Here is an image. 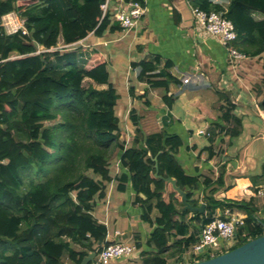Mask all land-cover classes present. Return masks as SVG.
<instances>
[{"label":"trees","instance_id":"obj_1","mask_svg":"<svg viewBox=\"0 0 264 264\" xmlns=\"http://www.w3.org/2000/svg\"><path fill=\"white\" fill-rule=\"evenodd\" d=\"M105 1L0 0V18L18 10L29 32L7 34L0 24V264H66V256L81 264L90 252L98 255L110 244L107 225L93 211L97 199L105 196L106 182L114 178L110 158L115 154L127 169L118 177V188L126 190L130 180L141 218L153 227L149 249L142 251L138 264H168L169 258L182 256L198 241L185 220L190 210L182 212V197L165 179L168 176L194 196L192 205L205 204V212H194L201 228L219 209L238 207L247 212L238 231L240 242L231 249L264 233L254 199L227 202L215 197V188L202 203L195 198L200 176L188 174L177 158L183 144L179 135L144 133L132 110L135 136L132 145H125L116 112L119 94L102 52L83 45L51 49L60 39L72 44L90 33L121 29L110 11L104 15ZM190 1L208 12L222 10L212 0ZM256 13L264 15V0H231L225 12L237 30L233 44L251 58L264 54V17L257 18ZM160 62L142 60L134 66L140 68V80L164 89L163 99L172 106L169 86L179 80L168 71L170 61L164 67ZM260 87L264 88V74ZM131 93L135 94L132 87ZM217 93L222 110L217 126L237 137L243 119L235 113L233 93L222 89ZM259 108L264 114V99ZM203 182L209 187L212 181L207 177Z\"/></svg>","mask_w":264,"mask_h":264},{"label":"crops","instance_id":"obj_2","mask_svg":"<svg viewBox=\"0 0 264 264\" xmlns=\"http://www.w3.org/2000/svg\"><path fill=\"white\" fill-rule=\"evenodd\" d=\"M212 1L226 11L231 0ZM144 3L146 13L136 27L107 30L103 35L90 33L82 39L84 47L99 50L108 61L111 81L119 94L116 112L122 130L121 140L126 146L133 143L136 127L131 115L135 110L144 133L165 131L181 137L183 144L177 151V158L188 174L198 175L201 180L195 198H200L202 203L203 196L215 188V197L227 202L254 199L256 217L264 220V197L257 195V191L264 188L261 99L258 103L256 98L249 100L245 95L243 71L233 68L225 46L197 25L190 0H144ZM255 16L264 17L261 13ZM156 58L161 59L160 67L170 61L172 66L168 71L179 80L169 86V95L174 98L172 106L163 99L164 89L152 88L145 80H140V68L134 66L135 62ZM258 58L263 60L264 54L248 60L256 63ZM187 76L191 81L185 83L183 78ZM96 86L105 88L107 85ZM218 89L233 93L237 104L235 113L243 119V128L237 137L231 138L217 126L222 122ZM253 104L259 112L252 109ZM122 116L128 117V122L122 124ZM110 170L114 178L106 182L105 196L97 199L93 214L107 225L109 241L123 240L137 245L132 258L119 259L113 264H138L142 251L149 249L147 242L153 227L141 218L142 209L135 203L136 194L130 180L126 190L118 188V177L127 170L121 165L120 155L115 163L110 162ZM221 173L223 180H219ZM207 177L212 181L209 187L203 182ZM234 208L247 215L244 209ZM185 220L190 226L189 233L199 235L201 223L193 211ZM116 231L123 235L117 236Z\"/></svg>","mask_w":264,"mask_h":264},{"label":"built area","instance_id":"obj_3","mask_svg":"<svg viewBox=\"0 0 264 264\" xmlns=\"http://www.w3.org/2000/svg\"><path fill=\"white\" fill-rule=\"evenodd\" d=\"M104 15L110 11L114 21L120 23L124 30H130L136 27L140 19L146 13L145 3L139 0H106L102 4ZM224 10H212L210 12L199 7H193V15L197 25L207 34L217 38L226 48L228 62L233 68H240L248 57L244 52L240 51L233 42L237 39V30L232 20L225 16ZM0 24L3 26L7 34H14L22 31L28 34L25 18L22 17L20 11L14 10L0 18ZM83 45L82 40L72 43H59L58 46L51 49H61ZM50 50V49H49ZM16 57V55L14 56ZM185 83L190 82V77H184ZM258 196L264 197V188L257 191ZM257 220H261L257 217ZM246 223V215L226 208L218 212L216 217L206 223L198 235V241L192 245V248L186 251L182 256L175 258V264H186L181 262V258L190 254L211 253L210 248L215 251L230 250L229 243H237L238 231ZM117 236H122L123 232L116 231ZM135 243L123 240L112 241L110 244L103 246L101 252L96 256L95 260L90 264H113L119 259H130L137 252ZM192 250V251H191ZM223 253V252H222ZM198 261V260H195ZM191 263V262H190Z\"/></svg>","mask_w":264,"mask_h":264},{"label":"water","instance_id":"obj_4","mask_svg":"<svg viewBox=\"0 0 264 264\" xmlns=\"http://www.w3.org/2000/svg\"><path fill=\"white\" fill-rule=\"evenodd\" d=\"M154 159L156 160L155 166L158 169L157 156ZM156 175H158V170L156 172ZM165 179L171 182L174 188L180 193L182 197V203L184 205V209L182 210V212L185 209L193 212H205V204L192 205L194 196L189 197V192L183 190L177 184V179L171 176H168ZM96 256L97 252H90L83 258L81 264H90L95 260ZM188 264H264V233L216 256H212L210 258H205Z\"/></svg>","mask_w":264,"mask_h":264},{"label":"rangeland","instance_id":"obj_5","mask_svg":"<svg viewBox=\"0 0 264 264\" xmlns=\"http://www.w3.org/2000/svg\"><path fill=\"white\" fill-rule=\"evenodd\" d=\"M40 48L43 49V47H40ZM262 58H258L256 60V63L254 61L249 62V60L246 62H243V65L239 68L240 71H243V90H244L245 95L249 98V100L253 97L256 98L258 103L260 102L259 101L260 99H261V101L264 99V88H262V87H260L258 89L256 88V86L258 87V85L260 84L262 76L264 74V59L261 60ZM88 82H89L88 79L85 80L86 85L88 84ZM250 108H251V106H250ZM252 109H257V106L255 104H253ZM256 111L259 112V109H257ZM260 115H262V114H260ZM121 118H122V124H124L125 121L128 122V117L122 116ZM131 119H132V115H131ZM53 122H55V121H53ZM53 122H47V123L50 124ZM116 157H117V154L113 155L110 158V162L115 163ZM114 168L115 167H113V169ZM88 173L91 174V172H88ZM27 175L29 176L30 173H28ZM95 177H97V176H95ZM233 209H235V208L233 207ZM238 242H240L239 237L237 239V243ZM236 244H235V242L229 243L230 247H232ZM75 248H80V246L75 245ZM191 248H192V246L188 250H190ZM210 251H211L210 254L209 253H198V254H190L188 256L182 257L181 262L188 264L192 261L198 260L199 258H206L208 256H215L216 254L222 253L226 250L215 251L212 248H210ZM176 257L177 256L169 258L168 264H175L176 263V261H175ZM65 263L66 264H74L71 260L68 259L67 256L65 257Z\"/></svg>","mask_w":264,"mask_h":264}]
</instances>
